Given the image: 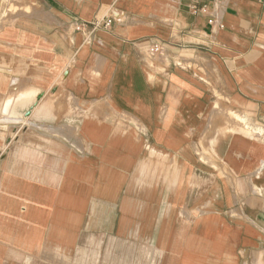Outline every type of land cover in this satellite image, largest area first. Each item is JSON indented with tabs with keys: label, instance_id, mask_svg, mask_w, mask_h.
<instances>
[{
	"label": "crops",
	"instance_id": "obj_1",
	"mask_svg": "<svg viewBox=\"0 0 264 264\" xmlns=\"http://www.w3.org/2000/svg\"><path fill=\"white\" fill-rule=\"evenodd\" d=\"M192 1L0 0V264H264V0Z\"/></svg>",
	"mask_w": 264,
	"mask_h": 264
},
{
	"label": "built area",
	"instance_id": "obj_2",
	"mask_svg": "<svg viewBox=\"0 0 264 264\" xmlns=\"http://www.w3.org/2000/svg\"><path fill=\"white\" fill-rule=\"evenodd\" d=\"M191 9L194 14H203L207 13L209 14L208 7L206 4H203V0H193L191 4ZM112 18L109 17H104V18H99L94 22V26L98 29H107L112 26ZM217 21L213 16L210 17L209 23L212 25H217L219 28H222L223 25L222 23H216ZM150 52L154 54H161L162 53V46L159 44H154L153 46L150 47Z\"/></svg>",
	"mask_w": 264,
	"mask_h": 264
},
{
	"label": "bare ground",
	"instance_id": "obj_3",
	"mask_svg": "<svg viewBox=\"0 0 264 264\" xmlns=\"http://www.w3.org/2000/svg\"><path fill=\"white\" fill-rule=\"evenodd\" d=\"M235 116V115H234ZM263 141V140H262Z\"/></svg>",
	"mask_w": 264,
	"mask_h": 264
}]
</instances>
